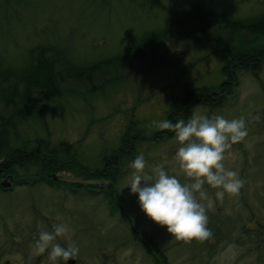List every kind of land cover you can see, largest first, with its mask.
<instances>
[{"label":"rangeland","instance_id":"1","mask_svg":"<svg viewBox=\"0 0 264 264\" xmlns=\"http://www.w3.org/2000/svg\"><path fill=\"white\" fill-rule=\"evenodd\" d=\"M11 6L0 0V125L7 140L0 165L12 150L25 158L42 152L76 173H52L61 184L31 185L44 172L25 159L0 178L11 182L0 186V257L8 258L0 264H53L48 251L37 255L34 247L41 231L61 223L80 249L76 264H137L138 257L139 264H264V0H24ZM203 86L207 92L196 91ZM207 95L214 107L195 102ZM174 96L182 111L167 119ZM194 113L245 118L248 136L224 161L245 183L222 202L205 184L214 202L208 225L212 219L218 229L188 243L169 232L154 234L160 252L153 256L146 232L157 224L127 187L131 156L143 153L150 168L164 164L177 174L175 137L141 138L167 131L154 121L187 122ZM257 114L260 120L252 121ZM129 124L137 129L128 131ZM114 160L117 180L105 176ZM70 183L78 185L68 191ZM56 242L67 246L66 239Z\"/></svg>","mask_w":264,"mask_h":264},{"label":"clouds","instance_id":"2","mask_svg":"<svg viewBox=\"0 0 264 264\" xmlns=\"http://www.w3.org/2000/svg\"><path fill=\"white\" fill-rule=\"evenodd\" d=\"M251 120L259 121L260 116L253 115ZM153 123L157 129L175 134L179 172L170 174L164 164L150 168L144 154L139 153L129 165L132 171L127 187L131 194H138L141 210L177 239L207 240L212 237L207 211L214 202L204 185L217 189L215 199L220 202L225 194H239L245 181L237 171L226 168L224 161L232 145L248 136L247 122L243 117L229 120L221 115L194 113L187 122L179 119ZM163 158L167 160V155ZM180 175L186 182L181 181ZM69 232V226L62 223L54 224L52 231H41L35 242V254L48 251L53 264L61 259L65 264L75 260L80 249L70 239ZM58 238L66 239L67 246L56 242Z\"/></svg>","mask_w":264,"mask_h":264},{"label":"trees","instance_id":"3","mask_svg":"<svg viewBox=\"0 0 264 264\" xmlns=\"http://www.w3.org/2000/svg\"><path fill=\"white\" fill-rule=\"evenodd\" d=\"M23 2V4H24V0H4V4H5V9H7L8 7L9 8H11L12 6V4L13 3H15V4H21ZM11 6V7H10ZM157 33H159V32H157ZM156 36H159V35H156ZM147 40V37H144V39L142 40V42H145ZM251 63H253V64H255L256 63V61H253V62H251ZM247 64H250V62H245V61H243V64H242V66H247ZM31 79H33V81H35V83L36 82H38V78H36V77H31ZM221 86V85H220ZM226 86V85H225ZM224 86V87H225ZM207 87H205V86H203V87H201V88H198V89H196V91H201V92H207ZM196 91H194L195 92V94L196 95H198L197 93H196ZM211 91L212 92H218L216 89H211ZM178 99H179V97L178 96H174V97H172V99L170 100V103H169V105H168V110H169V114L170 115H168L167 116V119H169V118H171V117H173V115H171L172 113L174 114V113H178V112H181L182 111V107L181 108H179L178 106H177V103H178ZM198 102L200 105L202 104V106H204V107H214L213 105L214 104H212V103H210L209 102V98H208V95L207 96H203L202 98H199V96H198V98L195 100V102ZM220 103L218 104V105H216L215 107H220ZM206 115V114H205ZM2 128V126L0 125V156L1 155H3L4 154V152H5V149H6V146H7V140H6V136H5V134L3 133V129H1ZM137 129V127L135 128V126H133L132 124H129V127L127 128V130L128 131H130V130H134V129ZM168 131V130H167ZM167 131H165V132H160V131H158L156 134H155V132H153L148 138H145V137H142L141 139L143 140V141H147V140H151V141H157V142H159V141H161V140H169V139H171V137H175V134L174 133H172V132H167ZM166 132H167V134H166ZM155 137H157V138H155ZM159 139V140H158ZM125 140H127L126 138H125ZM118 150H119V147L117 148ZM34 153V152H33ZM41 155H44L42 152L40 153V154H37V153H34V154H32V155H29V157H27V158H25V157H22V155L21 156H19V154H16L15 153V151H13L12 150V152H10V155H9V157L7 158V162L5 163V165L3 166V165H0V178L1 177H4L5 175H7V174H14L13 172H14V170H16V166H19L20 167V164H21V161L22 162H25V159L26 160H28V161H30V162H33L34 161V165H36V164H38L40 167H42V169L40 168V171L41 172H46V171H51V170H55V169H58V168H60V167H58L60 164H65V163H60L59 164V162H60V160H59V162L57 161V160H55V159H53V160H51L50 161V159L49 158H46V156L45 157H40ZM4 156H5V154H4ZM135 155L133 154L132 156H131V160L133 161L134 159H135ZM57 161V162H56ZM128 163H129V161H128ZM114 169H111V168H107V169H109L110 170V172L112 173L111 174V176H110V174L109 175H105V176H110L112 179H114V180H117V174L119 173V165H117V164H119V160H114ZM72 165V164H71ZM130 165V164H129ZM73 166V165H72ZM79 167H82V168H84L83 166H80L79 165ZM85 169V168H84ZM82 170V169H81ZM80 173V172H79ZM40 174V173H39ZM89 176H94V174H88ZM40 177V176H39ZM45 177V176H44ZM43 177V179H41V180H33L32 182H31V185H34V184H36L37 182H42V184H48V185H50V186H52L53 184H56V183H52V182H50L49 181V179H47V178H44ZM96 177V176H95ZM38 179V178H37ZM65 186H69V189H67L68 191L70 190V189H72L73 190V188H75L77 185H74V184H64ZM4 189H7V188H4ZM1 190H2V188H1ZM3 191V190H2ZM129 214V213H128ZM136 222V221H135ZM137 223V222H136ZM137 224H139V223H137ZM2 226V225H1ZM156 227V229L154 228V229H152V230H148L146 233H147V237H148V240L146 241L148 244H150V248L152 249H155L154 251H150L149 252V254L151 255V253H152V255L153 256H156V254L158 253V252H160L159 250H158V248H157V246H156V241H155V239H154V237H153V235L154 234H157V233H160V232H162V231H164V232H168L167 231V228L166 227H162V226H160V225H156L155 226ZM208 227L209 228H211V229H214V231H215V229L217 228L218 229V224H214L213 223V220L211 219V222H210V224L208 225ZM165 234H167V233H162L161 235H165ZM169 235H171L172 236V234H169ZM139 237V236H138ZM175 239H177L175 236H173ZM135 238H137L136 236H135ZM193 240H195V239H193ZM135 241H137V240H135ZM184 242V243H188L189 242V240H183V239H179V240H176V242ZM157 250V251H156ZM163 255L164 256H166L165 255V253H163ZM207 257H209V255H207L206 256V258ZM208 260V259H207Z\"/></svg>","mask_w":264,"mask_h":264},{"label":"flooded vegetation","instance_id":"4","mask_svg":"<svg viewBox=\"0 0 264 264\" xmlns=\"http://www.w3.org/2000/svg\"><path fill=\"white\" fill-rule=\"evenodd\" d=\"M112 159V158H111ZM106 162V161H105ZM114 167V165L112 164V165H108L107 166V168L109 167V168H111V169H114L113 167ZM109 170V169H108ZM112 174V173H111ZM111 174H110V176H111ZM95 177H89V179L91 180V179H94ZM102 178H103V176H102ZM109 185V184H108ZM3 255V254H2ZM3 259H6V260H8V258L7 257H3ZM1 257H0V263H2L4 260H3ZM75 261L77 262V260L75 259ZM61 262H63L64 264H65V262L63 261V260H61ZM69 262H67V264H68ZM76 264V263H75Z\"/></svg>","mask_w":264,"mask_h":264},{"label":"water","instance_id":"5","mask_svg":"<svg viewBox=\"0 0 264 264\" xmlns=\"http://www.w3.org/2000/svg\"><path fill=\"white\" fill-rule=\"evenodd\" d=\"M0 184L2 187H8L10 185L9 181H5V180L1 181ZM68 262L69 264H75V260L70 259Z\"/></svg>","mask_w":264,"mask_h":264}]
</instances>
